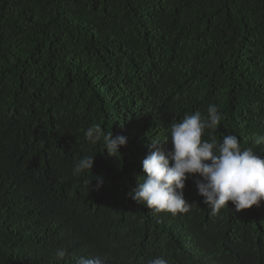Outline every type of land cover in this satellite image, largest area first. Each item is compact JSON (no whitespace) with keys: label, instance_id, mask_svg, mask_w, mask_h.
I'll list each match as a JSON object with an SVG mask.
<instances>
[{"label":"trees","instance_id":"trees-1","mask_svg":"<svg viewBox=\"0 0 264 264\" xmlns=\"http://www.w3.org/2000/svg\"><path fill=\"white\" fill-rule=\"evenodd\" d=\"M210 104L202 140L264 155V0H0V264H264V201L211 216L192 177L188 213L127 195L150 138ZM94 123L127 137L120 156L85 138Z\"/></svg>","mask_w":264,"mask_h":264},{"label":"clouds","instance_id":"clouds-1","mask_svg":"<svg viewBox=\"0 0 264 264\" xmlns=\"http://www.w3.org/2000/svg\"><path fill=\"white\" fill-rule=\"evenodd\" d=\"M206 116L200 111L186 114L178 122H172L168 136L162 141L151 137L147 143L148 154L142 160V174L127 195L138 204H144L155 212L188 213L193 204L184 196L186 181L192 177L197 194L216 216L228 202L235 210L250 208L264 201V155L252 147L241 148L240 140L234 134H227L221 141L215 138L203 139L205 130H214L223 119L216 104H210ZM85 138L93 145L102 143L107 155L120 156V147L127 144V137L106 132L99 123L89 126ZM171 141L172 148L165 152L162 145ZM256 145L264 144V134L256 136ZM95 155H85L73 165V174L80 175L92 170ZM96 187L103 184L99 175ZM67 255L65 248H58L56 256ZM74 264H104L99 256H74ZM147 264H168L163 256H156Z\"/></svg>","mask_w":264,"mask_h":264}]
</instances>
